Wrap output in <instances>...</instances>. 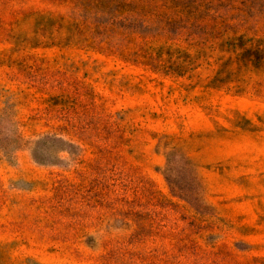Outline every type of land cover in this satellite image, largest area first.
Listing matches in <instances>:
<instances>
[{"label": "rangeland", "instance_id": "obj_1", "mask_svg": "<svg viewBox=\"0 0 264 264\" xmlns=\"http://www.w3.org/2000/svg\"><path fill=\"white\" fill-rule=\"evenodd\" d=\"M0 264H264V0H0Z\"/></svg>", "mask_w": 264, "mask_h": 264}]
</instances>
